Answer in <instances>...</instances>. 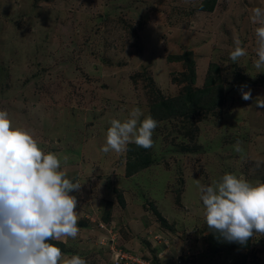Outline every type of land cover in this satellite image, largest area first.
I'll list each match as a JSON object with an SVG mask.
<instances>
[{
    "label": "rangeland",
    "instance_id": "rangeland-1",
    "mask_svg": "<svg viewBox=\"0 0 264 264\" xmlns=\"http://www.w3.org/2000/svg\"><path fill=\"white\" fill-rule=\"evenodd\" d=\"M204 4L0 0V110L82 184L71 193L77 237L51 241L65 260L264 264V236L240 245L209 231L196 187L226 173L264 182V164L256 166L264 161V109L255 105L264 98V72L253 66L259 24L252 19L264 0H215L211 11ZM237 40L247 55L232 62ZM192 73L195 89L208 75L214 79L208 108L160 117L154 105L181 97ZM241 89H250L252 100L242 99ZM134 108L158 126L152 161L128 174L127 150L101 149L110 121L124 122ZM238 140L243 160L233 148Z\"/></svg>",
    "mask_w": 264,
    "mask_h": 264
},
{
    "label": "clouds",
    "instance_id": "clouds-1",
    "mask_svg": "<svg viewBox=\"0 0 264 264\" xmlns=\"http://www.w3.org/2000/svg\"><path fill=\"white\" fill-rule=\"evenodd\" d=\"M252 19L259 24L253 66L256 73L264 72V9H254ZM235 43L229 54L232 62L247 55L239 41ZM241 91L242 99L252 100L250 89ZM255 105L264 109V98ZM142 115L140 108H134L124 122L112 119L101 150L123 153L129 143L153 147L158 122L150 116L141 120ZM233 148L245 159L241 141ZM261 164L264 161H256L257 168ZM81 185L61 170L56 153L44 152L32 133L14 126L8 112L0 110V264H87L80 255L65 260L61 248L51 243L65 238L62 242L67 244L66 238L77 237L78 201L71 193L79 192ZM196 187L207 228L218 238L246 245L264 236V182L253 184L226 173L209 185L197 182Z\"/></svg>",
    "mask_w": 264,
    "mask_h": 264
},
{
    "label": "trees",
    "instance_id": "trees-1",
    "mask_svg": "<svg viewBox=\"0 0 264 264\" xmlns=\"http://www.w3.org/2000/svg\"><path fill=\"white\" fill-rule=\"evenodd\" d=\"M215 0H208L209 4H204L201 7L211 11L213 9ZM190 52H185L183 58L189 63L190 58L188 54ZM263 78H261L262 80ZM189 80L191 81L190 85L187 88V91L179 98L175 100L161 99L155 105V111L160 117H171L178 115H186L190 112H199L202 108L210 105L214 98V94L217 93L216 87L212 85L214 79L211 75L207 76V79L204 83V86L201 88H192L191 84L194 81L193 73L190 75ZM263 81V80H262ZM217 99V98H216ZM155 113H153L154 115ZM149 149H144L138 147L135 143H129L127 145V173L132 174L141 168L147 166L151 162ZM248 245V243L246 244Z\"/></svg>",
    "mask_w": 264,
    "mask_h": 264
},
{
    "label": "built area",
    "instance_id": "built-area-1",
    "mask_svg": "<svg viewBox=\"0 0 264 264\" xmlns=\"http://www.w3.org/2000/svg\"><path fill=\"white\" fill-rule=\"evenodd\" d=\"M119 263V262H118ZM136 263H138V262H136ZM141 264H146V263H141Z\"/></svg>",
    "mask_w": 264,
    "mask_h": 264
}]
</instances>
